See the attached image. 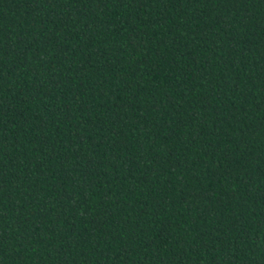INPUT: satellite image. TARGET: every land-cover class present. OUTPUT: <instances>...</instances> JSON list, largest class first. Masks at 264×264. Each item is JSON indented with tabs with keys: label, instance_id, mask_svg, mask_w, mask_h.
Wrapping results in <instances>:
<instances>
[{
	"label": "trees",
	"instance_id": "trees-1",
	"mask_svg": "<svg viewBox=\"0 0 264 264\" xmlns=\"http://www.w3.org/2000/svg\"><path fill=\"white\" fill-rule=\"evenodd\" d=\"M0 264H264V0H0Z\"/></svg>",
	"mask_w": 264,
	"mask_h": 264
}]
</instances>
